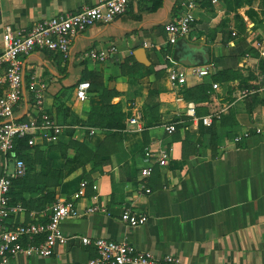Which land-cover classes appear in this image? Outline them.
<instances>
[{
    "label": "crops",
    "instance_id": "obj_1",
    "mask_svg": "<svg viewBox=\"0 0 264 264\" xmlns=\"http://www.w3.org/2000/svg\"><path fill=\"white\" fill-rule=\"evenodd\" d=\"M97 1L0 0V49L6 25L25 30L38 20L75 12ZM196 1L190 34L174 44L166 42L163 26L180 13V0H151L131 3L111 23L87 28L73 38L67 58L46 50H34L24 58L25 83L32 75L44 83L47 112L68 128L51 146L31 147L28 180L11 192V198L25 210L9 222L46 220L42 214H47L52 201L70 197L82 179L96 184L97 190L89 185L77 200L78 207L98 201L110 214L65 219L60 226L69 237L66 244L56 246L46 257L16 255L5 264H83L96 255L92 245L81 242L83 236L126 239L157 257L174 254L182 264H264V93L236 100L238 80L219 81L205 102L211 111L223 109L220 119L211 125L214 137L209 134L211 126L186 114V103L194 102L183 98L185 89L209 82L211 74L188 77L177 87L167 78L169 67L182 65L174 47L184 40L207 47V63H213L218 71L239 70L244 77L252 73L248 84H253L260 72L258 58L245 50L252 47L257 51L253 46L257 40L264 43V20H249L246 5L229 11L222 0L216 4ZM259 1L253 0L251 5L257 19L262 18ZM111 44L117 52L104 62L82 58L91 48ZM83 71L100 73L103 86H90L87 98L79 101L75 87ZM101 90L109 92L111 103L129 113L125 126L136 111L142 115L149 91L156 90L154 112L159 120L141 133L123 130L118 141L109 138L110 132L104 129L80 123L101 103ZM25 112L24 103L15 109L17 117ZM169 121L176 122L172 134L163 128ZM256 126L262 128V134H252L235 145L227 141L230 133ZM147 145H162L170 151L167 166L156 167L146 180L150 193L141 187L139 174ZM1 170L0 154V174ZM123 205L144 214L145 223L136 227L122 223Z\"/></svg>",
    "mask_w": 264,
    "mask_h": 264
},
{
    "label": "built area",
    "instance_id": "obj_2",
    "mask_svg": "<svg viewBox=\"0 0 264 264\" xmlns=\"http://www.w3.org/2000/svg\"><path fill=\"white\" fill-rule=\"evenodd\" d=\"M151 0H99L93 5L83 6L75 12L65 11L33 23L28 29L5 26L0 49V154L2 170L0 174V264H5L9 258L16 255L24 257H46L58 245H64L69 240L61 229V222L69 218H77L92 213L110 214L105 204L93 201L79 208L77 200L85 195L90 185L97 190V185L82 179L68 198L57 197L46 209V220H31L27 222L10 223L11 217L24 212L20 203L10 202L9 191L12 179L23 177L27 168L24 160L17 152V144L24 140L26 145L49 146L58 142L68 128L56 120L45 108L44 83L39 82L35 75L25 83L24 58L34 50L56 52L67 58L71 51L74 37L87 28L99 23H111L116 17L123 15L131 3L148 2ZM216 4L219 0H209ZM181 10L176 18L166 21L163 29L166 42L174 44L179 38L190 34L192 24L196 19V0H180ZM235 34V33H233ZM260 57H264V43L254 42ZM117 52L115 44L107 47L91 48L82 54L83 59L93 63L104 62ZM216 71L213 63L196 66H172L167 69V78L172 86H182L188 77L202 78ZM217 84H213V88ZM89 82L80 81L75 87V96L79 101L87 98ZM264 93V72H258L251 86L240 88L236 100H244L251 95ZM25 104V115L17 117L15 109L19 104ZM221 110L211 111L197 117L196 108L192 102L186 103V114L193 119H199L203 126L209 127L221 117ZM176 122L164 124V131L172 134L176 130ZM243 129L230 133L227 141L232 144L241 143L252 134H262L261 127ZM126 131L141 133L145 130L142 115L136 111L126 119ZM93 129H89L93 133ZM170 151L168 147L159 145L155 148H143V161L139 174L141 187L145 193H150L146 180L156 167L164 168L168 164ZM95 197V196H94ZM35 215L34 212L30 213ZM120 220L126 226L136 227L146 221L144 214L136 213L130 205L121 207ZM85 245H92L96 255L83 264H182L179 257L167 254L157 257L149 251L137 249L126 239L113 240L106 237H81Z\"/></svg>",
    "mask_w": 264,
    "mask_h": 264
},
{
    "label": "trees",
    "instance_id": "obj_3",
    "mask_svg": "<svg viewBox=\"0 0 264 264\" xmlns=\"http://www.w3.org/2000/svg\"><path fill=\"white\" fill-rule=\"evenodd\" d=\"M225 4L227 10L236 11L238 8L242 6H249L248 9L245 10V15L251 20L253 23L256 21L264 20V0L259 1L260 13L262 15L261 19L258 18V13L252 8L253 0H222ZM256 17V18H255ZM241 32H244V28L240 29ZM245 53H252L254 56L258 58V70L260 72H264V58L259 57L257 51H255L252 47H248L245 50ZM253 78V74L249 73L247 76H243L239 70H230L225 69L221 71H214L210 75V81L199 83L194 87L187 88L184 90V99L187 101H193L196 107V113L200 114L202 112H210L211 109L207 108L205 105L207 102L208 92L213 88V84H218L219 81H227V80H238V86L240 88L251 86L248 84V81ZM80 81H87L89 85L98 89V87L103 86L102 76L98 72L94 71H83L81 74ZM1 93V89H0ZM108 91L101 90L99 96L101 99V103L97 106L91 108V110L87 114V118L80 123L84 125H88L91 127H99L101 129L110 132L111 136L109 138H113L118 141L123 138V130L125 129V118L129 115V113H125L122 111V107L119 104L111 103ZM107 95V96H106ZM158 106L157 101V91L150 90L147 100L142 108V119L144 123L145 129L149 126L153 125L159 120V116L154 110ZM209 134L215 137V132L212 130V126L208 128ZM211 140V139H210ZM108 142V141H107ZM212 142H210V146H212ZM51 146V145H50ZM31 147L26 145L24 140H21L17 144V152L19 156L24 160L26 164V174L23 177L14 178L11 182V187L9 191L10 202L12 204L17 203L16 199L11 198L12 189L15 186H21L24 184L29 177V165H30V151ZM95 154L93 155V159L95 158ZM76 159V157H74ZM97 160V159H96ZM67 162H69L67 160ZM98 163L95 161V164ZM50 200H53L52 193H49ZM55 200V199H54ZM53 200V201H54ZM52 201V202H53Z\"/></svg>",
    "mask_w": 264,
    "mask_h": 264
},
{
    "label": "water",
    "instance_id": "obj_4",
    "mask_svg": "<svg viewBox=\"0 0 264 264\" xmlns=\"http://www.w3.org/2000/svg\"><path fill=\"white\" fill-rule=\"evenodd\" d=\"M186 48V49H183ZM174 55L178 62L185 66L204 65L209 61V50L207 47L188 43L181 40L174 47Z\"/></svg>",
    "mask_w": 264,
    "mask_h": 264
}]
</instances>
